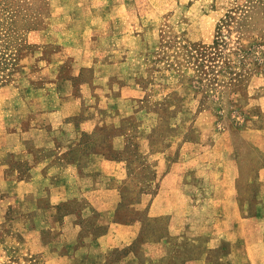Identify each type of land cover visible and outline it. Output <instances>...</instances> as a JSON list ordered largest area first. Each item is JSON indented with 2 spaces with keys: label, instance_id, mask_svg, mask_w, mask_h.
Returning a JSON list of instances; mask_svg holds the SVG:
<instances>
[{
  "label": "rangeland",
  "instance_id": "rangeland-1",
  "mask_svg": "<svg viewBox=\"0 0 264 264\" xmlns=\"http://www.w3.org/2000/svg\"><path fill=\"white\" fill-rule=\"evenodd\" d=\"M125 84L140 96L117 101ZM71 93L82 98V112L63 117L56 109ZM36 127L54 128L56 141L82 160L98 153L137 162L187 139L197 142V157L220 159L224 136L244 145L231 150L254 174L264 151L241 131L264 127V0H0V137ZM22 155L0 147L8 165L0 264H43L44 241L66 236L28 211L33 196L14 192L29 174ZM131 173L122 187L141 190L139 169ZM246 184L252 195L255 184Z\"/></svg>",
  "mask_w": 264,
  "mask_h": 264
},
{
  "label": "crops",
  "instance_id": "crops-1",
  "mask_svg": "<svg viewBox=\"0 0 264 264\" xmlns=\"http://www.w3.org/2000/svg\"><path fill=\"white\" fill-rule=\"evenodd\" d=\"M139 96L135 86L125 84L117 101ZM102 101L110 111V100ZM56 110L77 116L82 98L71 93ZM54 130L15 128L0 137L1 148L22 150L29 164L14 192L33 196L28 211L43 214L45 228L65 231L59 244L44 241L50 254L43 264H264V163L246 175L247 164L231 150L244 149L241 143L233 147L223 136L220 159L197 157V142L187 139L137 162L98 153L82 160L72 159L71 147L56 141ZM241 135L264 151V127ZM184 148L187 155L180 156ZM7 168L0 161L2 182L8 180ZM136 169L142 189L123 188L121 182ZM245 182L255 184L252 195L243 191ZM134 193L138 200L129 202ZM78 200L84 202L80 208L70 205Z\"/></svg>",
  "mask_w": 264,
  "mask_h": 264
}]
</instances>
